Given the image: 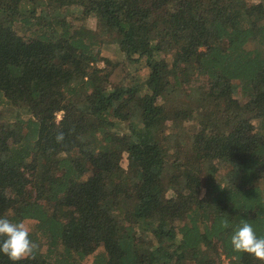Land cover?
Returning a JSON list of instances; mask_svg holds the SVG:
<instances>
[{
    "label": "trees",
    "instance_id": "16d2710c",
    "mask_svg": "<svg viewBox=\"0 0 264 264\" xmlns=\"http://www.w3.org/2000/svg\"><path fill=\"white\" fill-rule=\"evenodd\" d=\"M0 218L17 264H264V0H0Z\"/></svg>",
    "mask_w": 264,
    "mask_h": 264
},
{
    "label": "clouds",
    "instance_id": "9594fccd",
    "mask_svg": "<svg viewBox=\"0 0 264 264\" xmlns=\"http://www.w3.org/2000/svg\"><path fill=\"white\" fill-rule=\"evenodd\" d=\"M57 140H63V133ZM227 228V222H224ZM0 253L6 255L13 264L26 259L35 258L39 245L30 238V228L24 223H14L7 218H0ZM231 245L236 253H246L264 262V238L258 237L253 226L242 221L231 236Z\"/></svg>",
    "mask_w": 264,
    "mask_h": 264
},
{
    "label": "rangeland",
    "instance_id": "374dc122",
    "mask_svg": "<svg viewBox=\"0 0 264 264\" xmlns=\"http://www.w3.org/2000/svg\"><path fill=\"white\" fill-rule=\"evenodd\" d=\"M92 21H93V23H94V25L97 27V25H98V20H97V18H93L92 19ZM107 48H109L108 50H105L104 51V53L107 55V54H111V52H112V50H114V52H116L117 53V50H118V48L117 47H115L113 44H111L109 47H107ZM238 98L240 99V97L238 96ZM28 224H27V226L28 225H31V223L30 222H27ZM223 263L224 264H228V259H223Z\"/></svg>",
    "mask_w": 264,
    "mask_h": 264
},
{
    "label": "built area",
    "instance_id": "2783aa9c",
    "mask_svg": "<svg viewBox=\"0 0 264 264\" xmlns=\"http://www.w3.org/2000/svg\"><path fill=\"white\" fill-rule=\"evenodd\" d=\"M59 117H60V115H59Z\"/></svg>",
    "mask_w": 264,
    "mask_h": 264
}]
</instances>
